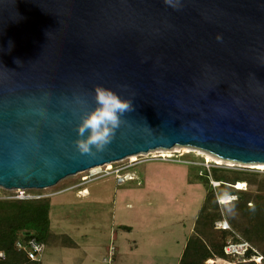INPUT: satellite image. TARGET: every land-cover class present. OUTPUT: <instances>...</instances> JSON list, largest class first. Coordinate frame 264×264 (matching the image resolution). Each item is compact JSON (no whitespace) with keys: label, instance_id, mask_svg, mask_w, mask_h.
I'll return each instance as SVG.
<instances>
[{"label":"water","instance_id":"water-1","mask_svg":"<svg viewBox=\"0 0 264 264\" xmlns=\"http://www.w3.org/2000/svg\"><path fill=\"white\" fill-rule=\"evenodd\" d=\"M94 85L133 110L81 154ZM175 145L264 163V0H0V186Z\"/></svg>","mask_w":264,"mask_h":264},{"label":"rangeland","instance_id":"rangeland-1","mask_svg":"<svg viewBox=\"0 0 264 264\" xmlns=\"http://www.w3.org/2000/svg\"><path fill=\"white\" fill-rule=\"evenodd\" d=\"M196 148L175 145L169 149L174 153L171 158L154 157L159 152L153 150L127 156L108 163L113 169L124 167L120 172L91 175L85 170L46 188L0 186V199L14 198L23 191L24 195L50 200L53 236L45 239L42 264H179L204 204L209 208L213 205L227 220V209L217 199L219 192L233 193L236 187H243L247 193L257 194L264 179V167L215 155L210 160L206 151ZM215 166L256 172L257 176L246 186H214L213 181L220 182L206 169ZM85 176L87 180H83ZM120 176L124 180L120 181ZM84 187L87 193L78 194ZM233 228L236 237L244 239L245 235ZM62 241L65 246L58 245ZM255 242L257 246L249 243L264 255V240ZM111 244L116 248L115 256L107 263L104 258ZM206 263L228 264V260L213 257Z\"/></svg>","mask_w":264,"mask_h":264},{"label":"trees","instance_id":"trees-1","mask_svg":"<svg viewBox=\"0 0 264 264\" xmlns=\"http://www.w3.org/2000/svg\"><path fill=\"white\" fill-rule=\"evenodd\" d=\"M206 172L220 182L219 186L236 187L242 183L246 186L254 182L257 176L256 172H240L216 166L206 169ZM236 188L233 193L237 197L227 205L222 204L227 209V221L231 228L216 227L215 222L223 216L213 205L209 208L204 204L195 224V233L189 237L179 264H207L206 261L210 258L213 261V257L232 261L234 258L226 253L225 246L230 238L240 240L233 227L245 235V240L256 246L255 240H264V179L259 184L257 194L247 193L245 188ZM50 207V200L45 197L0 199V251L4 252L0 264H41L40 261L30 260L25 251L18 249L16 241L34 236L45 242L50 232Z\"/></svg>","mask_w":264,"mask_h":264},{"label":"clouds","instance_id":"clouds-1","mask_svg":"<svg viewBox=\"0 0 264 264\" xmlns=\"http://www.w3.org/2000/svg\"><path fill=\"white\" fill-rule=\"evenodd\" d=\"M164 2L175 7L178 0L175 2L174 0H164ZM219 39L220 37L217 36V40ZM92 92L97 107L82 116L75 127L76 138L73 144L81 154H90L93 149L102 151L111 142L115 131L123 122L124 114L133 110L131 100L122 98L109 88L94 85ZM217 199L221 204L227 205L235 197L227 191H223L217 195Z\"/></svg>","mask_w":264,"mask_h":264},{"label":"built area","instance_id":"built-area-1","mask_svg":"<svg viewBox=\"0 0 264 264\" xmlns=\"http://www.w3.org/2000/svg\"><path fill=\"white\" fill-rule=\"evenodd\" d=\"M171 155L164 156L161 153H156V155H153L154 157L159 158H171L173 156V151L170 153ZM152 156V157H153ZM108 165H102L100 171L97 174H106L109 172H120L124 169V167H118L113 169L112 164L110 167L103 168ZM89 171V170H87ZM85 172V171H83ZM91 172V171H90ZM91 175H94V173L91 172ZM130 178V177H129ZM88 176H85L83 180H87ZM119 180H124V177H119ZM214 186H218L220 183L213 181ZM238 185V184H237ZM236 185V186H237ZM243 188V187H242ZM15 198H35L29 195H24L23 191L18 192L15 196H12ZM216 227H220L223 229H230V225L227 222V220H217L215 222ZM16 247L20 250H23L26 252L30 260H37L40 261L44 250L46 248L45 242L38 240L34 236H29L27 239L22 240L18 239L16 241ZM115 246L113 244L109 245L107 248V253L104 258V261L107 263H110L114 256H115ZM225 251L227 254H230L234 259L232 261H228V264H264V255L259 252L257 249H255L247 240L240 239L239 241H234L232 239H229L227 241V244L225 246ZM0 257H4V252L0 251ZM222 259V258H219ZM225 260V259H223Z\"/></svg>","mask_w":264,"mask_h":264},{"label":"bare ground","instance_id":"bare-ground-1","mask_svg":"<svg viewBox=\"0 0 264 264\" xmlns=\"http://www.w3.org/2000/svg\"><path fill=\"white\" fill-rule=\"evenodd\" d=\"M189 145H183V147H188ZM174 147V146H173ZM169 149H172V148H169ZM169 149H166V148H155V149H150V150H153V152H159V153H161L162 155H164V156H167V154L168 155H171L170 153H171V151H173V150H170L169 151ZM197 149V148H196ZM149 150V151H150ZM155 150V151H154ZM178 150V149H177ZM149 151H146V152H149ZM203 151V150H202ZM205 151V150H204ZM146 152H141V153H137V154H142V153H146ZM151 152V151H150ZM152 153V152H151ZM176 153V152H175ZM206 154H207V158L208 159H210L211 160V158H215L214 157V154H212V153H210V152H207L206 151ZM133 155H135V154H132V155H130V156H128V157H131V156H133ZM216 156V155H215ZM216 157H218V156H216ZM220 158V157H219ZM218 158V159H219ZM223 160H225V159H223ZM226 161H232V160H226ZM235 162V161H234ZM109 162H107V163H105L106 165H110V164H108ZM253 164H255V166H258V167H260V168H263L264 167V163H262V162H256V163H253ZM104 165V164H103ZM101 167H102V165H95V166H93V167H91V168H88L87 170H89V171H91L92 173H94V174H97L99 171H100V169H101ZM85 171V170H84ZM80 193H82V194H86L87 193V189L86 188H83V189H81L80 190Z\"/></svg>","mask_w":264,"mask_h":264},{"label":"crops","instance_id":"crops-1","mask_svg":"<svg viewBox=\"0 0 264 264\" xmlns=\"http://www.w3.org/2000/svg\"><path fill=\"white\" fill-rule=\"evenodd\" d=\"M84 188H85V187H84ZM81 189H83V188H81ZM81 189H80V190H81ZM62 190H64V189H62ZM62 190H60V191H62ZM80 190H78V191H79L78 194H82V193H80ZM60 191H58V192H60ZM58 192H57V193H58ZM50 208H51V207H50ZM122 226H123V225H122ZM124 226L129 227L128 225H124ZM128 229L130 230V227H129ZM115 235H116V232H115ZM49 236H50V237L53 236V231H52V229H51V218H50V232H49ZM64 243H65V242L62 241V245L59 244V243H58V245H59V246H65ZM66 244H67V242H66ZM42 258H43V256H42ZM42 261H43V259H42ZM40 263L42 264L41 260H40ZM78 264H80V263H78Z\"/></svg>","mask_w":264,"mask_h":264}]
</instances>
